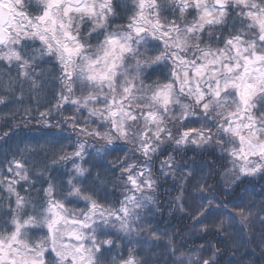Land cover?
<instances>
[{
	"label": "snow or ice",
	"instance_id": "snow-or-ice-1",
	"mask_svg": "<svg viewBox=\"0 0 264 264\" xmlns=\"http://www.w3.org/2000/svg\"><path fill=\"white\" fill-rule=\"evenodd\" d=\"M0 67V264H221L254 224L264 254V0H0Z\"/></svg>",
	"mask_w": 264,
	"mask_h": 264
},
{
	"label": "trees",
	"instance_id": "trees-1",
	"mask_svg": "<svg viewBox=\"0 0 264 264\" xmlns=\"http://www.w3.org/2000/svg\"><path fill=\"white\" fill-rule=\"evenodd\" d=\"M120 3L122 5H128L129 7L132 4V0H120ZM128 13H123V16H127ZM120 23L126 22L125 20L121 19L119 21ZM7 69L4 67H0V73H7ZM11 75H15V70L13 69ZM8 80V75L0 76V94H3V88L2 85L6 83ZM36 100H25V105H30L31 107H36ZM43 103V101H41ZM15 107L14 105H9V108ZM40 110H43L41 107ZM10 113L8 108H5L3 105H0V132L9 130L10 127V120L7 119L9 117ZM17 122H19V118H17ZM16 145L13 144V147ZM21 148L24 147V145L21 143L19 145ZM68 151H71V149H67ZM188 156H193L194 154L189 151ZM205 157H208V154L205 153ZM163 159V156L160 157ZM210 158V157H209ZM197 163H200V161L203 159V157H197ZM87 167V165H85ZM156 168L154 166L153 171L155 172ZM245 185L247 186V193L245 194V198L251 199L252 201H257L260 199L261 196H264V179L256 178L254 180H247L245 181ZM245 185H241V188L238 189V192H241ZM173 185L171 182H168L166 184H162L160 187V190L156 195L160 197L158 203L161 205V211L163 212V215H157L155 220L153 221V225L158 227L161 230L168 229V235L171 236L174 233H176V239L177 240H183L185 236H190L191 234L186 231L190 227V221L188 220H182L180 215L177 214L175 216L170 215V213L167 211L169 208H173L175 206H170L166 203L168 199L173 198L176 193L170 192L166 193L165 189H171ZM107 190L109 193H111V199L117 200L122 199L121 192L122 189L120 188H113L111 184L107 185ZM118 206V205H117ZM70 207H79L82 208L83 204L79 205H71ZM247 235L249 236V239L245 242L241 243V246L237 252H233L231 250V245H229L227 248L224 249L225 255L221 258V264H228L229 260L233 261V264H264V254H262L261 247H262V241L260 239V232L261 228L259 224H254V226L251 229H246ZM166 239V237H165ZM237 239H239V236H237ZM216 243V241H213ZM204 243L203 240L196 239L188 244H186V248H194L198 245ZM220 246V245H218ZM129 247H136L135 245H130ZM120 252H122L125 256L127 255V249L121 248L119 249ZM154 252L156 255L159 256L160 264H164V261L167 259V256L164 252L163 247H158L154 249Z\"/></svg>",
	"mask_w": 264,
	"mask_h": 264
}]
</instances>
